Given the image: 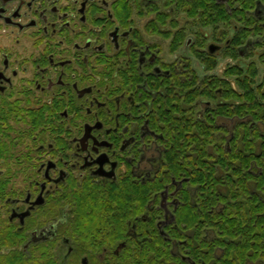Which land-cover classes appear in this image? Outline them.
<instances>
[{
  "label": "flooded vegetation",
  "instance_id": "1",
  "mask_svg": "<svg viewBox=\"0 0 264 264\" xmlns=\"http://www.w3.org/2000/svg\"><path fill=\"white\" fill-rule=\"evenodd\" d=\"M247 139L264 0H0V264H215L199 140Z\"/></svg>",
  "mask_w": 264,
  "mask_h": 264
},
{
  "label": "trees",
  "instance_id": "2",
  "mask_svg": "<svg viewBox=\"0 0 264 264\" xmlns=\"http://www.w3.org/2000/svg\"><path fill=\"white\" fill-rule=\"evenodd\" d=\"M172 84L175 81L168 82ZM210 143L199 140L198 216H183L180 223L193 226L198 222L201 247L209 244L202 237L203 230L214 231L215 264H256L258 258H264V143L263 152H258L253 140L234 141L232 149L225 140H216V152H208ZM169 171L178 174L176 162ZM192 253L207 261L208 253L201 249Z\"/></svg>",
  "mask_w": 264,
  "mask_h": 264
},
{
  "label": "rangeland",
  "instance_id": "3",
  "mask_svg": "<svg viewBox=\"0 0 264 264\" xmlns=\"http://www.w3.org/2000/svg\"><path fill=\"white\" fill-rule=\"evenodd\" d=\"M168 59L169 60H172L173 59V56H171L170 54L168 55ZM10 161H8L7 163H9ZM10 164V163H9ZM1 165V164H0Z\"/></svg>",
  "mask_w": 264,
  "mask_h": 264
}]
</instances>
